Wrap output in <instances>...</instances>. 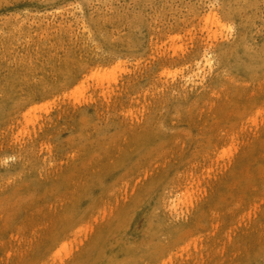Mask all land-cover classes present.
Listing matches in <instances>:
<instances>
[{"label":"rangeland","instance_id":"1","mask_svg":"<svg viewBox=\"0 0 264 264\" xmlns=\"http://www.w3.org/2000/svg\"><path fill=\"white\" fill-rule=\"evenodd\" d=\"M0 264H264V0H0Z\"/></svg>","mask_w":264,"mask_h":264}]
</instances>
